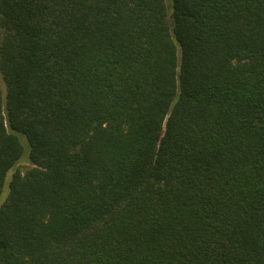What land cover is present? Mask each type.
Returning a JSON list of instances; mask_svg holds the SVG:
<instances>
[{
  "label": "trees",
  "instance_id": "trees-1",
  "mask_svg": "<svg viewBox=\"0 0 264 264\" xmlns=\"http://www.w3.org/2000/svg\"><path fill=\"white\" fill-rule=\"evenodd\" d=\"M0 78V264H264V0H0Z\"/></svg>",
  "mask_w": 264,
  "mask_h": 264
},
{
  "label": "rangeland",
  "instance_id": "rangeland-1",
  "mask_svg": "<svg viewBox=\"0 0 264 264\" xmlns=\"http://www.w3.org/2000/svg\"><path fill=\"white\" fill-rule=\"evenodd\" d=\"M0 82H1V78H0ZM2 89L4 90V87H3ZM90 150H91V152L94 154V150L91 149V148H90ZM28 167H29V164H28V162H27L25 159L20 160V161L18 162V164H17V168H18L21 172H24ZM9 176H10V172L7 174L6 179H8ZM4 191L7 192V185H6V183H5V186H4V188H3V192H2V194H1V197H2L3 194H4Z\"/></svg>",
  "mask_w": 264,
  "mask_h": 264
}]
</instances>
